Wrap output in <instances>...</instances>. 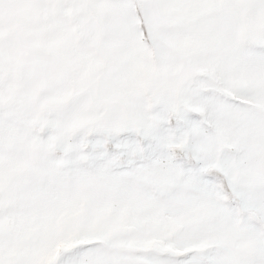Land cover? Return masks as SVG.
I'll list each match as a JSON object with an SVG mask.
<instances>
[{
    "label": "snow or ice",
    "instance_id": "6c2138e0",
    "mask_svg": "<svg viewBox=\"0 0 264 264\" xmlns=\"http://www.w3.org/2000/svg\"><path fill=\"white\" fill-rule=\"evenodd\" d=\"M0 264H264V0H0Z\"/></svg>",
    "mask_w": 264,
    "mask_h": 264
}]
</instances>
